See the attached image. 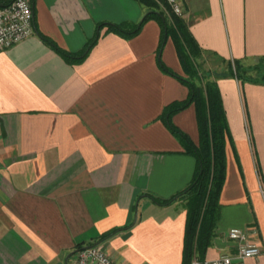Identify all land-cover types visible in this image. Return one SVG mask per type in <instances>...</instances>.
<instances>
[{
    "label": "crops",
    "instance_id": "1",
    "mask_svg": "<svg viewBox=\"0 0 264 264\" xmlns=\"http://www.w3.org/2000/svg\"><path fill=\"white\" fill-rule=\"evenodd\" d=\"M198 61L221 95L228 124L219 218L204 257L235 254L231 227L245 230L264 264V82L214 74L264 58V0H183ZM34 32L0 50V264H73L99 244L120 264H182L189 195L197 161L159 119L188 97L187 77L161 27L147 20L130 38L100 23L131 28L148 7L137 0H30ZM218 61V70L213 68ZM255 76V72H249ZM172 122L198 144L193 104ZM120 228L113 235L103 234ZM197 258V257H196Z\"/></svg>",
    "mask_w": 264,
    "mask_h": 264
},
{
    "label": "trees",
    "instance_id": "2",
    "mask_svg": "<svg viewBox=\"0 0 264 264\" xmlns=\"http://www.w3.org/2000/svg\"><path fill=\"white\" fill-rule=\"evenodd\" d=\"M10 1L0 0V5H6ZM137 1L148 7L138 23L131 28H127L123 24L100 23L93 39L87 42L85 48L80 52L62 50L49 37L38 30L35 31L53 50L69 62L74 63L85 57L96 42L103 26L107 27V31L130 38L141 30L147 20L155 19L161 27L157 47L158 66L162 71L179 77L161 60V52L166 40L172 39L181 65L187 74V77H179V79L187 85L189 94L185 100L167 104L159 115V119L181 142L185 152L195 157L197 169L193 180L178 194L169 199H160L154 196L151 198L157 204L166 205L178 196L189 195L182 264H190L194 257H204L219 218L218 199L225 180V140L228 135V124L216 81L208 78L210 72L205 71L204 74L200 72L198 59L202 57L203 51L189 31L185 19L168 10L161 9L155 0ZM252 71L255 72V76H249L248 73ZM214 75L217 77L233 76L254 83L264 82V58L260 59L256 65L247 67L234 62V64H229L226 71ZM190 104L195 106L199 132L198 144H195L171 119L174 113ZM119 229L115 228L103 234V239L113 235Z\"/></svg>",
    "mask_w": 264,
    "mask_h": 264
},
{
    "label": "built area",
    "instance_id": "3",
    "mask_svg": "<svg viewBox=\"0 0 264 264\" xmlns=\"http://www.w3.org/2000/svg\"><path fill=\"white\" fill-rule=\"evenodd\" d=\"M162 9L182 16L185 12L183 0H156ZM34 32L33 10L30 0H11L0 5V50L9 48ZM227 236L235 242V254H223L213 259L194 257L190 264H248L247 260L257 257L261 249L247 240L246 232L239 227H231ZM73 264H120L114 261L99 244L80 247L75 252Z\"/></svg>",
    "mask_w": 264,
    "mask_h": 264
},
{
    "label": "rangeland",
    "instance_id": "4",
    "mask_svg": "<svg viewBox=\"0 0 264 264\" xmlns=\"http://www.w3.org/2000/svg\"><path fill=\"white\" fill-rule=\"evenodd\" d=\"M156 1V0H155ZM157 2V1H156ZM158 3V2H157ZM159 4V3H158ZM160 6V5H159ZM184 6H185V3H184ZM160 8H161V6H160ZM162 9V8H161ZM198 64H199V69H200V72L202 73V74H204V72H205V70L206 69H204V68H206V66H204V65H202L199 61H198ZM219 66H220V64H219V62L218 61H215L214 62V65H213V68L215 69V70H218L219 69ZM195 82H197V80H195Z\"/></svg>",
    "mask_w": 264,
    "mask_h": 264
}]
</instances>
